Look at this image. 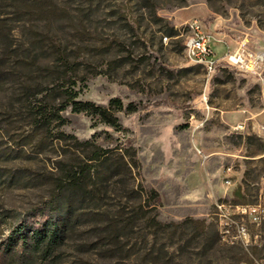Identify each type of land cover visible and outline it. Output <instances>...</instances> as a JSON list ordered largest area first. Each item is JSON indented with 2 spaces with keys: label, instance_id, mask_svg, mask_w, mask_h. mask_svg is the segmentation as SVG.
I'll list each match as a JSON object with an SVG mask.
<instances>
[{
  "label": "rangeland",
  "instance_id": "rangeland-1",
  "mask_svg": "<svg viewBox=\"0 0 264 264\" xmlns=\"http://www.w3.org/2000/svg\"><path fill=\"white\" fill-rule=\"evenodd\" d=\"M192 19L220 52L241 43L264 52V0H0V242L14 225L50 215L43 209L57 166L81 161L98 145L113 153L103 167L135 151L137 181L160 193L152 215L161 224L142 219L147 237L128 239L129 256L86 252L95 219L85 207L56 260L31 264H264V221L245 218L247 241L222 236L227 221L242 220L229 205L255 202L264 182V75L208 73L185 51ZM7 37L19 52L35 46L30 64L6 53ZM25 84L42 89L45 100L63 99L53 87L65 84L79 99L108 106L119 97L136 110H118L116 129L68 106L60 129L90 140L84 150L71 136L57 138V128H33L12 106ZM124 201L111 193L99 203L117 211Z\"/></svg>",
  "mask_w": 264,
  "mask_h": 264
},
{
  "label": "trees",
  "instance_id": "trees-1",
  "mask_svg": "<svg viewBox=\"0 0 264 264\" xmlns=\"http://www.w3.org/2000/svg\"><path fill=\"white\" fill-rule=\"evenodd\" d=\"M5 48L6 53L17 58L21 56L26 64H30L28 60L29 57H33L31 52L35 46L29 48L31 52H19L7 37ZM36 57H39L38 53ZM20 86L19 91L16 90L14 93L12 106L26 113L29 124L33 128L45 129L47 132L57 128V138L71 136L77 144L85 146L84 150L92 143L90 140L80 141L73 135H66L60 129L67 123L62 112L68 106H71L74 112L90 114L98 121L112 125L116 129L122 128L116 114L118 110L124 108L128 111L136 110L133 103L125 105L119 97L112 98L108 106L79 99V91L72 85H55L53 90L58 91L63 99L56 98L53 101L38 97V94L43 92L42 89L32 92V86L28 84ZM110 151L95 145L90 155L85 154L81 161L57 166L58 175L55 177L54 189L47 207L43 209L44 213L48 210L50 215L36 220L35 224L20 222L14 225L10 234L0 242V264H31L37 259L54 262L66 240L77 234V223L82 220L84 214L82 210L85 207L89 208L87 212H91L95 219L86 230L89 232L87 237L89 241L83 242L86 252L93 251L113 256L131 255L128 239H131L133 234L141 235L143 239L147 237L146 232L142 233L145 229V226H141L142 219H149L150 227L161 224L157 214L152 215L158 206L160 193L154 188L148 189L142 181H137L139 171L135 170L139 169L140 165L135 151L128 155L119 153L121 160L119 165L103 167L105 162L112 159L113 153ZM111 193L125 197L117 211L110 206L100 207L99 201ZM132 201L135 205L130 204ZM97 216H102V219H98Z\"/></svg>",
  "mask_w": 264,
  "mask_h": 264
},
{
  "label": "built area",
  "instance_id": "built-area-1",
  "mask_svg": "<svg viewBox=\"0 0 264 264\" xmlns=\"http://www.w3.org/2000/svg\"><path fill=\"white\" fill-rule=\"evenodd\" d=\"M187 36L185 39V51L187 56L202 63L208 73H215L222 68H231L240 71L246 75L263 77L264 75V52L261 50H251L245 47L243 43L236 49H227L220 52L214 43L213 36L206 31L202 22L198 19H192L186 23ZM226 182H232L233 167L225 169ZM220 214L225 217L232 210L234 214L240 215L242 220H232L226 222L223 230V238L228 236L231 240L247 241L250 237V230L245 218L251 223L261 224L264 221V182L259 190L257 200L251 203L230 204L229 208L223 203L218 205ZM235 224L236 231H232L231 225Z\"/></svg>",
  "mask_w": 264,
  "mask_h": 264
}]
</instances>
